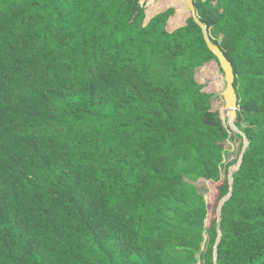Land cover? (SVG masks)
<instances>
[{
    "label": "trees",
    "instance_id": "1",
    "mask_svg": "<svg viewBox=\"0 0 264 264\" xmlns=\"http://www.w3.org/2000/svg\"><path fill=\"white\" fill-rule=\"evenodd\" d=\"M148 2L0 0V264H264V0H192L232 135L195 79L202 29Z\"/></svg>",
    "mask_w": 264,
    "mask_h": 264
},
{
    "label": "rangeland",
    "instance_id": "2",
    "mask_svg": "<svg viewBox=\"0 0 264 264\" xmlns=\"http://www.w3.org/2000/svg\"><path fill=\"white\" fill-rule=\"evenodd\" d=\"M171 0H167L166 4ZM179 3L183 5L184 8V16H188V6L186 0H177ZM195 79L196 82L202 87V92L209 94L212 96V109L217 111L219 114L220 119L222 120L224 126L230 130V133H239L234 125L228 118V112L225 109V102L222 96L226 83L224 79V75L220 70L218 64L214 61H211L204 65L203 67L199 68L195 72ZM233 141L227 142L224 144V149L226 150L225 160L224 163L227 165L233 162L237 158L238 147L239 144L242 142L245 144L244 140L237 138L236 136H232ZM237 166L232 164L230 165L226 171H221V177L226 176L228 181L230 182V175L236 171ZM196 189L202 194L204 200L209 205L208 214L206 218V225L209 221L218 216V207L216 205V187L218 183H211L207 181H198L195 183Z\"/></svg>",
    "mask_w": 264,
    "mask_h": 264
},
{
    "label": "water",
    "instance_id": "3",
    "mask_svg": "<svg viewBox=\"0 0 264 264\" xmlns=\"http://www.w3.org/2000/svg\"><path fill=\"white\" fill-rule=\"evenodd\" d=\"M186 1H187L188 10L190 11L192 18L194 19V21L198 24V26L202 29L204 33L207 48L216 57L218 66L220 67L224 75L226 87H225V90L222 96L225 102V109L228 112V118L229 120L234 122L235 117H236V107L237 106H236V96H235L234 89H233L234 74H233L232 67L230 63L226 60V58L223 56L219 48L208 40L206 36V32H205V27L196 18L195 9H194L192 0H186ZM229 179L231 181V175ZM218 213H219V207H218ZM218 224L219 223L217 221V227H218Z\"/></svg>",
    "mask_w": 264,
    "mask_h": 264
},
{
    "label": "crops",
    "instance_id": "4",
    "mask_svg": "<svg viewBox=\"0 0 264 264\" xmlns=\"http://www.w3.org/2000/svg\"><path fill=\"white\" fill-rule=\"evenodd\" d=\"M167 0H149L147 6H146V20H148L151 16L161 12L166 7L171 6L175 7L176 13L170 21H168V27L170 29H175L179 26H182L184 23V20L187 16H184V8L181 3H179L177 0H171L166 4Z\"/></svg>",
    "mask_w": 264,
    "mask_h": 264
},
{
    "label": "bare ground",
    "instance_id": "5",
    "mask_svg": "<svg viewBox=\"0 0 264 264\" xmlns=\"http://www.w3.org/2000/svg\"><path fill=\"white\" fill-rule=\"evenodd\" d=\"M231 121V120H230ZM232 122V121H231Z\"/></svg>",
    "mask_w": 264,
    "mask_h": 264
}]
</instances>
